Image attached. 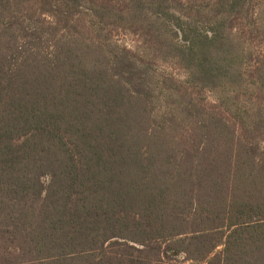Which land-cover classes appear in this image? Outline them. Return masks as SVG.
Wrapping results in <instances>:
<instances>
[{
	"label": "trees",
	"instance_id": "1",
	"mask_svg": "<svg viewBox=\"0 0 264 264\" xmlns=\"http://www.w3.org/2000/svg\"><path fill=\"white\" fill-rule=\"evenodd\" d=\"M181 256L264 264V0H0V264Z\"/></svg>",
	"mask_w": 264,
	"mask_h": 264
},
{
	"label": "rangeland",
	"instance_id": "2",
	"mask_svg": "<svg viewBox=\"0 0 264 264\" xmlns=\"http://www.w3.org/2000/svg\"><path fill=\"white\" fill-rule=\"evenodd\" d=\"M115 38L119 40L120 43L128 46H135L136 44H139V37L127 30H116L114 32ZM162 70L166 72H173L174 74L181 76L182 71L180 69H177L176 66L173 65V63H169L167 65H161L160 66ZM204 97L206 98V102H212L213 97L209 92L203 93ZM168 264H191L190 262H185L183 260V256L173 259Z\"/></svg>",
	"mask_w": 264,
	"mask_h": 264
}]
</instances>
